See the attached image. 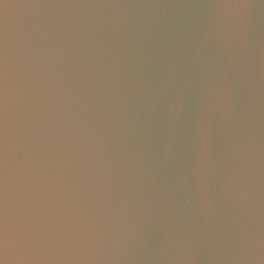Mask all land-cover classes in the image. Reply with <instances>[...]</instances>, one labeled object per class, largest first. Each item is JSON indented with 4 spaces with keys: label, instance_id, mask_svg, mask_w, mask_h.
I'll list each match as a JSON object with an SVG mask.
<instances>
[{
    "label": "water",
    "instance_id": "obj_1",
    "mask_svg": "<svg viewBox=\"0 0 264 264\" xmlns=\"http://www.w3.org/2000/svg\"><path fill=\"white\" fill-rule=\"evenodd\" d=\"M0 264H264V0H0Z\"/></svg>",
    "mask_w": 264,
    "mask_h": 264
}]
</instances>
